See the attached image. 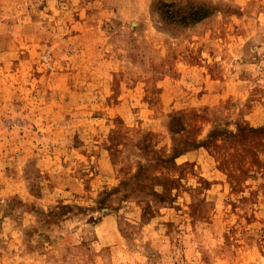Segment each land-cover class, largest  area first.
<instances>
[{"label": "rangeland", "instance_id": "obj_1", "mask_svg": "<svg viewBox=\"0 0 264 264\" xmlns=\"http://www.w3.org/2000/svg\"><path fill=\"white\" fill-rule=\"evenodd\" d=\"M0 264H264V0H0Z\"/></svg>", "mask_w": 264, "mask_h": 264}, {"label": "trees", "instance_id": "obj_2", "mask_svg": "<svg viewBox=\"0 0 264 264\" xmlns=\"http://www.w3.org/2000/svg\"><path fill=\"white\" fill-rule=\"evenodd\" d=\"M205 14V11L204 10H201L199 13H196L194 17V19H199L201 18L203 15Z\"/></svg>", "mask_w": 264, "mask_h": 264}]
</instances>
